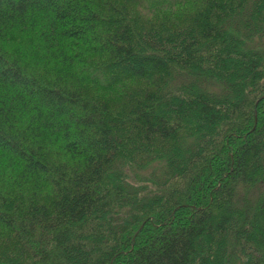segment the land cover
<instances>
[{
	"label": "trees",
	"instance_id": "1",
	"mask_svg": "<svg viewBox=\"0 0 264 264\" xmlns=\"http://www.w3.org/2000/svg\"><path fill=\"white\" fill-rule=\"evenodd\" d=\"M0 264H264V0H0Z\"/></svg>",
	"mask_w": 264,
	"mask_h": 264
}]
</instances>
